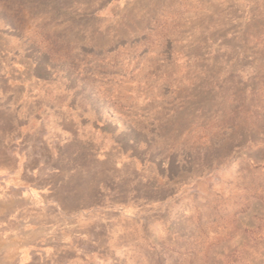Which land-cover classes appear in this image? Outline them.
<instances>
[{
	"label": "rangeland",
	"instance_id": "374dc122",
	"mask_svg": "<svg viewBox=\"0 0 264 264\" xmlns=\"http://www.w3.org/2000/svg\"><path fill=\"white\" fill-rule=\"evenodd\" d=\"M0 264H264V0H0Z\"/></svg>",
	"mask_w": 264,
	"mask_h": 264
}]
</instances>
